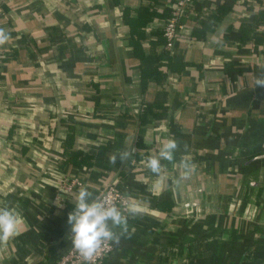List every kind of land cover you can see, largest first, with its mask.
Returning a JSON list of instances; mask_svg holds the SVG:
<instances>
[{"label": "crops", "instance_id": "0c3cea01", "mask_svg": "<svg viewBox=\"0 0 264 264\" xmlns=\"http://www.w3.org/2000/svg\"><path fill=\"white\" fill-rule=\"evenodd\" d=\"M195 4L169 50L175 0H0V208L22 218L0 264H57L80 188L111 182L139 211L101 264H264V0Z\"/></svg>", "mask_w": 264, "mask_h": 264}, {"label": "clouds", "instance_id": "9594fccd", "mask_svg": "<svg viewBox=\"0 0 264 264\" xmlns=\"http://www.w3.org/2000/svg\"><path fill=\"white\" fill-rule=\"evenodd\" d=\"M10 39L9 34L0 28V45ZM264 87V74L255 81V86ZM178 148L175 139L165 141L158 155H153L146 161V167L153 173L160 174L162 160L173 161ZM132 154L130 147L127 151H120L110 156V163L115 164L117 158L126 162ZM185 169L181 179L191 172L192 166L183 162ZM75 208L69 212L67 223L70 225L73 247L79 252L83 260L91 264L97 251L106 243L119 244L121 235L128 233V217L108 197L92 198V194L85 187H81L75 199ZM126 211L135 214L139 211L136 206H127ZM22 218L13 209L0 208V245H6L11 239L20 235ZM119 229V232L116 230Z\"/></svg>", "mask_w": 264, "mask_h": 264}, {"label": "built area", "instance_id": "2783aa9c", "mask_svg": "<svg viewBox=\"0 0 264 264\" xmlns=\"http://www.w3.org/2000/svg\"><path fill=\"white\" fill-rule=\"evenodd\" d=\"M197 0H175L174 7L171 8L170 13L166 19L163 35L165 38L166 49H172L177 35L182 33L186 27L187 19L193 14L195 3ZM217 2H222L224 0H214ZM210 10V9H209ZM208 10L205 12V14ZM264 29V26H263ZM82 182L77 177L65 178L61 187L66 190H73L75 187H81ZM99 198L108 197L111 203L115 204L120 210L128 216L130 213L126 211V207L130 206V200L128 195L117 186L116 183H109L99 194ZM113 249L112 242H106L96 253L91 264H101L105 257ZM57 264H88L84 261L79 252L73 247L64 253Z\"/></svg>", "mask_w": 264, "mask_h": 264}, {"label": "trees", "instance_id": "16d2710c", "mask_svg": "<svg viewBox=\"0 0 264 264\" xmlns=\"http://www.w3.org/2000/svg\"><path fill=\"white\" fill-rule=\"evenodd\" d=\"M259 25H261V27H262L261 30L263 31V26H264V15H263V18H261V20H259L254 26L259 28V27H260ZM255 29H256V28H254V31H252V35L255 34V33H254V32H255ZM200 30H201V28H195V29H194V32L197 33V32H199ZM263 34H264V33H263ZM169 59H170V58L168 57L167 60L169 61ZM66 155H67V158H65V159L63 158L64 161H62V163H61L60 165H63V166H64L67 162H69V163L72 162V161L70 160V157H69L70 154L68 155V153H67ZM140 156H141L140 153H134L132 157L140 158Z\"/></svg>", "mask_w": 264, "mask_h": 264}]
</instances>
